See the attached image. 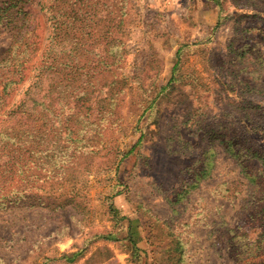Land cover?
Here are the masks:
<instances>
[{
  "label": "rangeland",
  "instance_id": "rangeland-1",
  "mask_svg": "<svg viewBox=\"0 0 264 264\" xmlns=\"http://www.w3.org/2000/svg\"><path fill=\"white\" fill-rule=\"evenodd\" d=\"M103 1L88 3L83 30L97 19V36L75 52L73 79L60 65L38 87L40 149H56L54 166L62 145L77 154L49 174L28 161L33 178L0 207V264H172L178 240L180 264H264V164L247 151L264 150V0ZM37 3L0 0V77L25 69L18 84L0 78V116L43 65ZM88 88L92 102L114 94L104 113L83 109Z\"/></svg>",
  "mask_w": 264,
  "mask_h": 264
},
{
  "label": "trees",
  "instance_id": "trees-1",
  "mask_svg": "<svg viewBox=\"0 0 264 264\" xmlns=\"http://www.w3.org/2000/svg\"><path fill=\"white\" fill-rule=\"evenodd\" d=\"M23 1V0H22ZM92 0H35L37 3V7L43 11L46 12L48 16V22L50 23V34H49V42L47 47L44 50V54L42 56V63L41 67H39L38 74L35 77V80L33 81V84H31L26 93L25 98L21 99L20 101L13 103L10 106V109H5V116H0V207L2 205H6L8 207L10 204H13L14 202V194H18L19 192H22V186L23 183L26 182V179L28 177L33 178V174L36 172H33L31 170H26L28 161L35 160V166L39 169L41 165H47V173L49 174L50 168H53L58 164V170H62L63 167L66 165V163L73 158H75L77 154V150H71V151H65L66 148L65 145H62L60 152L62 153V157L60 161H57L55 166L53 162L51 161L54 156L56 155V149H49V150H42L40 149L43 141V130L42 125L40 124V120L42 119V116L45 115L44 111L39 107L40 106V90L38 89L39 83H42L43 75L45 73L56 74L58 71V67L60 65H65V68L67 70L66 76H63L60 81L62 83H66L68 85V82L73 79V70L76 66L74 65L75 62V54L76 51L86 44L87 37L93 38L94 36H97V33L93 35V32L95 31L94 26L91 25V23H95L97 19L91 20V23L89 25L88 32H85L83 29H86V21L87 18L90 16L89 11H87L89 7V2ZM100 3H105L103 0H93V4L99 5ZM20 3L16 2H10L9 9L10 8H17ZM92 4V5H93ZM99 7V6H98ZM20 9L23 8V6L19 7ZM77 8L82 9V13H78L76 10ZM93 12L91 16L96 17L98 15L97 8L92 9ZM20 13V10L18 11V14ZM125 14V13H123ZM73 18V19H72ZM80 20L81 24H75V20ZM121 20L123 18L121 17ZM121 22V21H120ZM111 28V26H109ZM108 28V29H109ZM108 29H101L102 32L106 30L107 34H112V30ZM79 32L86 33L85 35H82L79 37ZM102 35V34H101ZM77 36L79 40L73 41L74 37ZM60 44V45H59ZM31 46V44H29ZM61 47V51L63 52L60 55L55 54V47ZM59 60H62V62L58 63ZM15 62V61H14ZM58 63V64H57ZM87 63V64H86ZM84 66L81 67L84 68L88 64H90L89 60L87 62L84 61L82 63ZM108 66V63H106ZM12 77L9 75L1 76V82H7L12 83L15 82V84H18V82H21L24 76L25 69L23 68L22 62H20L19 67H21V71H18L15 68V63L12 65ZM95 71V70H94ZM15 73H18L22 75V77H19V79H16ZM48 76H45L46 80H49L47 78ZM50 81V80H49ZM64 81V82H63ZM55 82L58 81H50V85H53ZM112 81L107 82L105 84L112 85ZM164 89V88H163ZM123 91V90H122ZM163 92V91H162ZM160 92V93H162ZM3 93L0 97V99L3 101L4 96L7 94L5 91V88L1 91ZM94 93L93 88H88L87 93L84 96H87V98L91 101V94ZM51 96V95H50ZM114 94H108L105 97H102L99 101L89 103L87 107L83 108L86 113L89 111H95V109L99 110L100 112L104 113L102 110V107L104 106H111L113 101ZM80 101H84V98L80 99ZM102 106L96 108V106ZM52 102L49 104V108L47 107L48 111V120H51V115L54 114V110L52 108ZM2 109V108H1ZM83 111V110H82ZM30 117H33V121L37 125H34L32 128H27L26 126V120ZM74 130H70V134H73ZM56 137H59L60 134L55 135ZM225 144H228L229 147L233 146L235 148L238 145V142L234 141L233 139H229V141H225ZM58 149V148H57ZM260 147V151H256L253 148L247 149V151L250 153L251 158L261 159V161L264 164V150ZM46 159V161L42 160V155ZM248 153V154H249ZM247 154V155H248ZM38 156V157H36ZM40 162L41 165H40ZM45 168V167H44ZM51 171H54L52 169ZM204 174H208V171H204ZM41 178L39 176V173L36 175V180ZM47 192V191H46ZM75 198V197H74ZM22 198H20L19 205L23 207L25 203H22ZM54 200V199H51ZM44 202V201H43ZM53 203V202H52ZM45 204H47L45 202ZM65 205V204H64ZM62 206V205H61ZM133 223H129V237L131 240H133V236L135 234V230L132 228ZM134 241V240H133ZM136 245V243H135ZM183 245L181 242L176 241V252L179 253L178 257L174 258V261L172 264H180L183 258ZM182 249V250H181Z\"/></svg>",
  "mask_w": 264,
  "mask_h": 264
}]
</instances>
